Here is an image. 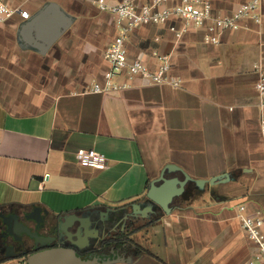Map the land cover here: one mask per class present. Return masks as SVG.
<instances>
[{"label":"crops","instance_id":"0c3cea01","mask_svg":"<svg viewBox=\"0 0 264 264\" xmlns=\"http://www.w3.org/2000/svg\"><path fill=\"white\" fill-rule=\"evenodd\" d=\"M6 1L29 17L0 23V208L23 215L42 207L56 221L46 233H58L59 217H67L85 253L129 221L127 260L111 264L256 259L241 217L264 218V105L256 87L264 76V0L260 22L243 19L216 44L204 41L203 28L177 38L170 26L179 19L136 27L129 57L155 69L167 56L181 86L122 75L117 82L131 86L109 92L89 90L109 69L116 15L100 7L108 0ZM211 1L215 14H229L248 0ZM53 2L69 26L44 51L34 43L42 36L25 26ZM81 148L105 153L107 166L80 164ZM185 175L192 180L169 213L148 198L179 189Z\"/></svg>","mask_w":264,"mask_h":264},{"label":"built area","instance_id":"2783aa9c","mask_svg":"<svg viewBox=\"0 0 264 264\" xmlns=\"http://www.w3.org/2000/svg\"><path fill=\"white\" fill-rule=\"evenodd\" d=\"M174 1L173 3H168ZM263 0H248L240 4L229 14H215L211 0H150L138 3L136 0H108L100 4L103 10L116 15V35L105 50V57L109 63L103 80H94L89 87L93 92H109L121 87L131 86L130 82H117V78L125 75L128 78L144 77L152 83H169L181 86L182 80L171 74V63L167 56L161 57L160 65L153 69L143 59L130 58L127 50V39L136 27L143 24L166 23L171 19H179L181 25H171V30L177 38L192 28L204 29V41L219 43L221 33L228 29H238L243 19L251 18L261 21L260 6ZM19 13L24 18L29 12L22 7L13 6L6 0H0V23ZM258 91L263 97L264 105V76L256 83ZM261 130L264 133V112L260 119ZM77 160L84 166L103 169L108 164L105 153L94 148H81L76 153ZM43 184V183H42ZM242 227L247 236L253 240L258 248L256 259L247 264H264V218L262 215H243ZM11 264H28L27 258L14 260Z\"/></svg>","mask_w":264,"mask_h":264},{"label":"water","instance_id":"95a60500","mask_svg":"<svg viewBox=\"0 0 264 264\" xmlns=\"http://www.w3.org/2000/svg\"><path fill=\"white\" fill-rule=\"evenodd\" d=\"M61 9L55 2L50 3L41 13L33 17L25 26L26 29H36L37 35L42 36V40L35 41V45L42 50H47L53 45L57 39L62 35L65 29L69 26V20L61 16ZM163 180V179H162ZM192 180L185 175V180L179 181V189H171L167 193L155 196L151 192L147 193L149 199L158 203L165 213H169V203L173 197L182 193L184 183ZM150 206L143 207L144 211H150ZM49 211L44 210L40 206H36L33 211L26 214L28 220H33L36 224V229L22 220V215L18 212L4 213L3 208H0V219L4 225L3 235L15 236L16 234L26 233L35 243V252L28 255V264H111L114 262L125 261L127 257L123 254L108 256L107 258H100L97 254L82 256L79 254L81 247L84 246L79 240L75 241L72 237L74 223H70L67 217H59L60 223L58 226V233H46L45 228H53L56 224L54 218H49ZM133 215L128 214V217ZM63 219H65L63 221ZM78 223L75 227L76 235L79 236L82 232L81 219H76ZM71 241L69 243L68 241ZM114 251V249H113Z\"/></svg>","mask_w":264,"mask_h":264},{"label":"flooded vegetation","instance_id":"af4514ba","mask_svg":"<svg viewBox=\"0 0 264 264\" xmlns=\"http://www.w3.org/2000/svg\"><path fill=\"white\" fill-rule=\"evenodd\" d=\"M3 211L7 214L17 212L14 209L6 211L4 208ZM26 214L22 215V220L29 223ZM125 223L123 228L112 227L111 229H107L106 236L97 244V247L91 253L79 251V254L82 256H88L89 254L94 256L97 254L102 259L113 256L115 252L117 254H123L127 249L128 234L131 231V226L128 225L129 221H125ZM29 224L33 227V230L36 229L35 223ZM3 232L4 225L0 219V262H13L16 259L27 258L29 254L37 250L34 240L26 233L16 234L15 236H4Z\"/></svg>","mask_w":264,"mask_h":264},{"label":"rangeland","instance_id":"374dc122","mask_svg":"<svg viewBox=\"0 0 264 264\" xmlns=\"http://www.w3.org/2000/svg\"><path fill=\"white\" fill-rule=\"evenodd\" d=\"M9 264H11L12 262H8Z\"/></svg>","mask_w":264,"mask_h":264}]
</instances>
